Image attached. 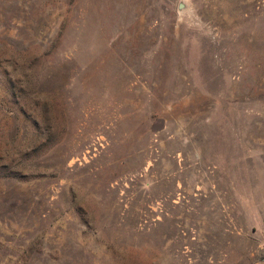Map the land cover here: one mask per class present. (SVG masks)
Returning a JSON list of instances; mask_svg holds the SVG:
<instances>
[{
	"label": "rangeland",
	"instance_id": "rangeland-1",
	"mask_svg": "<svg viewBox=\"0 0 264 264\" xmlns=\"http://www.w3.org/2000/svg\"><path fill=\"white\" fill-rule=\"evenodd\" d=\"M0 264H264V0H0Z\"/></svg>",
	"mask_w": 264,
	"mask_h": 264
}]
</instances>
